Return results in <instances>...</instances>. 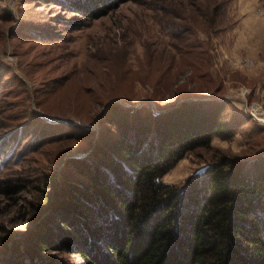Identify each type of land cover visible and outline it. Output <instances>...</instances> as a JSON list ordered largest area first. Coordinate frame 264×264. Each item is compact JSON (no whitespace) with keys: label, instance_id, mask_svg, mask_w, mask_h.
Returning <instances> with one entry per match:
<instances>
[{"label":"rangeland","instance_id":"374dc122","mask_svg":"<svg viewBox=\"0 0 264 264\" xmlns=\"http://www.w3.org/2000/svg\"><path fill=\"white\" fill-rule=\"evenodd\" d=\"M74 1L0 0V184L26 180L17 192L0 189V238L35 228L31 218L46 193L65 179L82 180L67 161L115 135L100 116L111 102L157 111L191 91L224 98L235 109L229 119L247 115V127L232 137L215 135L210 149L180 159L166 183L182 185L216 151L257 156L252 165L264 168V121L250 113L255 102L264 111V0H197L198 10L187 0H129L81 25L68 19L65 4ZM170 24L193 29L191 41L208 45L210 66L196 76L207 90L185 84L189 56L178 54L182 41ZM154 90L165 94L160 101ZM62 256L82 261L74 251Z\"/></svg>","mask_w":264,"mask_h":264},{"label":"trees","instance_id":"16d2710c","mask_svg":"<svg viewBox=\"0 0 264 264\" xmlns=\"http://www.w3.org/2000/svg\"><path fill=\"white\" fill-rule=\"evenodd\" d=\"M124 1L76 0L65 7L68 19L81 25ZM157 3L151 6H162ZM186 5L199 9L197 0ZM169 26L182 41L178 54L189 56L185 84L207 90L196 76L210 66L208 45L191 41L193 29ZM154 94L157 101L165 95ZM226 102L189 91L157 111L108 104L100 116L115 135L67 161L82 180L46 184L53 194L36 205L31 222L37 226L22 237L0 238V264H76L62 256L72 251L82 257L77 264H264V168L252 165L257 156L243 160L216 151L182 185L163 181L187 154L210 149L215 135L229 138L247 127L242 112L228 118L235 109ZM24 182L18 175L0 189L17 192Z\"/></svg>","mask_w":264,"mask_h":264},{"label":"built area","instance_id":"2783aa9c","mask_svg":"<svg viewBox=\"0 0 264 264\" xmlns=\"http://www.w3.org/2000/svg\"><path fill=\"white\" fill-rule=\"evenodd\" d=\"M250 113L255 118L264 121V111L261 109L260 105L255 102L250 106Z\"/></svg>","mask_w":264,"mask_h":264},{"label":"water","instance_id":"95a60500","mask_svg":"<svg viewBox=\"0 0 264 264\" xmlns=\"http://www.w3.org/2000/svg\"><path fill=\"white\" fill-rule=\"evenodd\" d=\"M166 109H171V107L170 108H166Z\"/></svg>","mask_w":264,"mask_h":264}]
</instances>
